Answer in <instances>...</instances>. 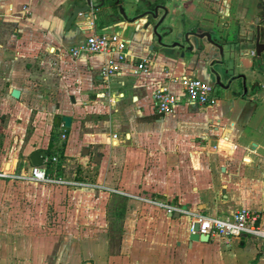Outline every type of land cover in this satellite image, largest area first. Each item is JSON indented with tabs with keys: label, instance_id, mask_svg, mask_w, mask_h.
I'll return each mask as SVG.
<instances>
[{
	"label": "crops",
	"instance_id": "obj_1",
	"mask_svg": "<svg viewBox=\"0 0 264 264\" xmlns=\"http://www.w3.org/2000/svg\"><path fill=\"white\" fill-rule=\"evenodd\" d=\"M103 2L97 15L69 25L84 0H0V171L25 176L29 156L42 150L61 161L54 172L63 181L0 179V264H48L43 255L52 252L54 233L44 224L59 212L73 223H100L83 241L93 264H264L263 240L190 243L188 215L169 216L146 201L224 220L264 208V49L255 54L257 30L264 45V0ZM155 7L164 29L208 34L230 54L236 79L229 89L214 86L206 38L190 37L204 49L195 60L189 52L177 60L151 50L150 29L142 35L147 17L139 16ZM92 33L128 42L117 74L101 75L106 55L70 56ZM146 58L150 71L136 73ZM181 76L212 85L215 103L192 106L171 86L176 107L158 115L153 93ZM64 116L68 128L55 124Z\"/></svg>",
	"mask_w": 264,
	"mask_h": 264
},
{
	"label": "built area",
	"instance_id": "obj_2",
	"mask_svg": "<svg viewBox=\"0 0 264 264\" xmlns=\"http://www.w3.org/2000/svg\"><path fill=\"white\" fill-rule=\"evenodd\" d=\"M23 11L29 13L28 8H23ZM69 53L73 59L82 56L106 55L108 59L101 71L103 77L117 74L120 64L126 62L129 56L128 42L117 34L107 33L90 34L81 44L72 47ZM252 56L254 57L255 54L252 53ZM149 71L150 61L148 58L140 59L135 65L136 73L146 74ZM171 86L178 87L192 106L210 107L215 103L213 86L209 83L188 76L170 77L168 83L156 89L152 96L154 109L160 116L172 113L179 100L178 95L170 88ZM57 163V157H45L40 166H31L25 176H11L6 171H0V179H21L40 184L61 185L63 181L55 175L54 171L51 174L47 172L48 167H55ZM146 201L160 207L169 216L181 212L188 215L190 217V234L207 236L208 239L218 236L227 239L247 236L264 241V208L257 211L239 209L231 219L224 220L180 211L175 206L163 202H152L148 199Z\"/></svg>",
	"mask_w": 264,
	"mask_h": 264
},
{
	"label": "water",
	"instance_id": "obj_3",
	"mask_svg": "<svg viewBox=\"0 0 264 264\" xmlns=\"http://www.w3.org/2000/svg\"><path fill=\"white\" fill-rule=\"evenodd\" d=\"M111 6L120 5L118 1ZM105 6L103 0H100L99 4H95L92 0H84V5L81 7H74L72 16L69 20V25L72 21L78 16L85 14L87 17L88 12H92L93 15H97L98 11ZM158 8H149L146 12L142 13L139 17H147L142 35H145L144 31L150 29L151 40H153V45H151V50L156 54H162L164 56L176 57L177 60H185V52L193 54L194 60L196 58V53H201L204 49L196 47L194 43L190 41V37L194 36L199 39L206 38L209 45L213 48V51L207 52L206 55L209 56V73L212 76V81L214 86L219 87L222 90H227L231 87L232 83L235 81V77L231 76V62L232 59L230 54L225 53L223 47L219 45L217 41L212 40V37L208 34L198 35L195 33H177L175 34L173 28L163 27L164 18H160L158 21ZM161 9H164L163 7ZM109 10V8H108ZM165 10V9H164ZM119 13L124 20L127 17L124 15V12L121 7H119ZM139 17H134L128 19V22L134 23ZM157 21V22H155ZM155 22V23H153ZM260 33L259 30L256 32L255 37V54L260 57L263 52L264 45L259 43ZM176 52H179L177 55ZM239 78V77H238ZM12 96L18 97V92L13 91ZM63 123V126L68 128L70 127L71 118L70 117H55V124L60 125ZM46 157V153L42 150L35 151L29 156V162L31 166H40L43 163V159ZM99 158V157H98ZM178 215H174L177 217ZM208 237L198 234H190L189 242H207Z\"/></svg>",
	"mask_w": 264,
	"mask_h": 264
},
{
	"label": "rangeland",
	"instance_id": "obj_4",
	"mask_svg": "<svg viewBox=\"0 0 264 264\" xmlns=\"http://www.w3.org/2000/svg\"><path fill=\"white\" fill-rule=\"evenodd\" d=\"M63 217V212H59L58 221L44 224V228H47L46 230L52 227L54 233L52 238L53 250L51 253H44V262L48 264H93L94 261L96 262L93 256L84 252L83 241L89 235L91 238L94 237L99 229L100 223L98 221H90L86 224L82 222L73 223L68 221L67 217L65 220ZM72 228H74V234L71 231ZM87 228L88 231L86 230ZM114 236H112V242L118 239V237ZM95 240V243L99 244L97 237ZM46 243H48L47 239L44 238V245ZM55 245L58 246V253L55 252Z\"/></svg>",
	"mask_w": 264,
	"mask_h": 264
},
{
	"label": "trees",
	"instance_id": "obj_5",
	"mask_svg": "<svg viewBox=\"0 0 264 264\" xmlns=\"http://www.w3.org/2000/svg\"><path fill=\"white\" fill-rule=\"evenodd\" d=\"M60 166H61V161L57 164V167L55 166V167H50L48 170H49V174H51L53 171H54V169L56 170V172L59 174L60 172H61V170H60Z\"/></svg>",
	"mask_w": 264,
	"mask_h": 264
}]
</instances>
